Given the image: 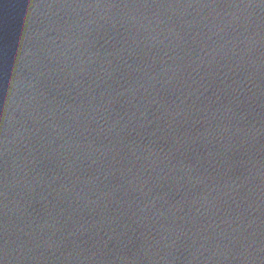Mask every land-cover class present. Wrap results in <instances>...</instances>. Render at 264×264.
<instances>
[{
  "label": "water",
  "instance_id": "95a60500",
  "mask_svg": "<svg viewBox=\"0 0 264 264\" xmlns=\"http://www.w3.org/2000/svg\"><path fill=\"white\" fill-rule=\"evenodd\" d=\"M0 264H21V263H8V262H0Z\"/></svg>",
  "mask_w": 264,
  "mask_h": 264
}]
</instances>
